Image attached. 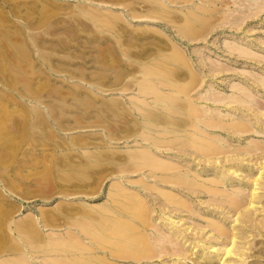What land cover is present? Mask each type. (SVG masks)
<instances>
[{"label": "rangeland", "instance_id": "rangeland-1", "mask_svg": "<svg viewBox=\"0 0 264 264\" xmlns=\"http://www.w3.org/2000/svg\"><path fill=\"white\" fill-rule=\"evenodd\" d=\"M204 1L0 0V264H106L104 256L112 259L117 246L121 254L134 253L130 250H136L141 234L151 233L141 225L147 217L152 225L162 223L166 215L153 210L156 191L141 183L155 180L142 152L192 162L182 159L184 130L177 125L186 117V101L171 85L184 91L193 87L194 93L201 89L196 77L204 75V84H210L208 68L218 63L224 70L214 83L202 85V93L232 94L238 88L250 94V72L264 71V8L254 7L255 14L238 21L237 28L216 29L219 19L208 31L209 20L191 16ZM186 14L193 22L174 19ZM242 38L257 44L260 58L244 61L234 57L238 50H222ZM177 52L185 53L184 60ZM144 83L149 89H140ZM263 87L254 91L253 104L264 113ZM157 94L163 96L155 102ZM160 118L165 122L158 123ZM261 118L257 132H244L243 145L264 142ZM151 134L166 144H150ZM235 139L230 138L233 146L239 144ZM172 140L176 143L168 145ZM256 157L248 162L253 176L243 170L240 180L222 184L250 198L252 178L262 182L256 190L262 197L245 205L251 209L248 227L234 220L238 214L212 206L208 195L200 197L206 203L199 205L197 219L177 214L182 227L209 230L206 216L216 213L226 226L245 229L243 245L253 254L245 264H264V222L259 223L264 221V158ZM135 190L144 196L138 198ZM208 204L210 211L203 207ZM158 232L170 235L166 229ZM147 236L155 241V235ZM177 243L194 254L190 241ZM228 257L231 264L240 258ZM144 260L120 258L122 264Z\"/></svg>", "mask_w": 264, "mask_h": 264}, {"label": "bare ground", "instance_id": "bare-ground-1", "mask_svg": "<svg viewBox=\"0 0 264 264\" xmlns=\"http://www.w3.org/2000/svg\"><path fill=\"white\" fill-rule=\"evenodd\" d=\"M204 2L206 3L195 5V12L193 11L191 16L197 17L199 20L200 17L203 16L207 22L209 20L208 31L211 30L210 23H213L214 28L219 19L223 20L218 24L216 29L221 28L222 30H225L226 27L237 28V25L240 23L238 21L249 18L255 14L253 13L254 7L262 6V8H264V0H252L251 2L249 0V3H247L246 0H205ZM236 4L239 7H235ZM236 11H238V13H235ZM168 12L170 11L168 10ZM258 12L256 14H258ZM194 13L197 15H194ZM192 17H189L186 14L176 16L174 19L193 22ZM203 29L205 30L206 28ZM183 34H180V36H189L185 33ZM238 42L240 43L234 47H223L222 50L230 52L238 50V54L234 55V57L236 59L243 57L242 60L244 61L255 60V57L260 58V56L254 52L256 51L254 50L255 43L252 41L247 43L243 38L238 40ZM177 53L183 59L185 53ZM263 61L264 57H261L260 62ZM260 62L256 61L257 64ZM210 66L211 68H208L209 75L212 77V79L209 80L210 84H204V75L201 76V74H199V77H196V83L194 84H199L201 89H198L194 93L192 92L193 87L184 91L186 87L177 84L171 85L177 93L181 92L184 94V101H186L184 104V114H186V117L183 118L181 122L177 123V125L182 126L179 128L184 130L183 139H180L181 145H183V147L186 146L185 153L182 154L184 158L182 159L187 160L189 157L192 159V162L187 160L186 163H183L178 159L176 160L177 157L161 158L156 154L155 157L153 154L151 155L146 151L142 152L143 161L145 160L149 166V177H153L155 180H153L154 182H148V180H145L141 183L145 188L147 187L150 190L156 191L158 201L156 200L157 204L153 203L155 206L157 205L153 210L160 212L161 215H159L161 217L166 215L165 219H163L162 223L152 225L151 218L149 219V217H147L146 219L148 220H145L141 225L143 229L147 232L150 230L151 233L148 232L149 234H141L140 244L137 246L136 250H130L134 253L129 255L121 254V250L119 246H117L110 252L112 259L107 255L104 256L106 264H122L120 261V258L122 257H127L128 259L133 258L138 261L145 259L143 261L144 264H158L159 262L163 264H187L188 260H192V263L188 262L189 264H210L213 259L219 258L222 260L225 255H227V257L223 259L222 264H231L228 259V256L231 254H236L237 257H240L237 261H234L233 264H245L243 262L246 261L249 256L253 255L248 253L247 248L244 246L245 244L243 245L244 242L242 239L247 237L246 230L237 226L233 228L226 226L222 220H217L216 213L213 214L212 218L211 216H206L207 222H209V230L205 231L200 225L193 226L192 224H189L182 227V225L185 224H180V221L183 218L182 216L177 215L187 212L189 216L197 219L194 215L198 214V208L200 209L201 207H199V205L206 203V201H203L200 197L208 195L212 206L214 203H218L220 206L224 207L221 213L224 214L228 211L233 212L235 215L238 214L237 219L234 220L247 223L252 221V217L249 213L251 210L250 207H245V205L249 206L254 204L258 197H262L256 192V190L261 187L262 182H260L258 177L255 176V178H252L251 180L253 184L252 195L250 198H248L243 191H229L222 187V184L226 185L231 183V181L240 180V174L244 175L245 173L243 170L247 171V175L253 176V168L248 165V162L254 158L257 160L258 158L256 156L264 158V142H253L252 140L245 145L240 142L241 137L245 134L244 132H255L256 129L260 127L261 121L263 120L261 115L264 116V113L259 112L258 107H254L253 93L254 91H260V88L264 86V71L250 72V74L253 75V86L249 89L246 86H242V88L250 90V94L244 90L240 92L238 88L232 94L216 93L210 90H206V92L202 93V87L214 83L213 78H216V76L225 68V65L218 63L210 64ZM200 71L202 72V70ZM236 74L239 76L238 73ZM247 77V79H251L248 75ZM150 86L152 88L154 87L151 84ZM140 89H149L148 83L142 84ZM161 96H163V94H157L155 102H158L156 100H159L160 98L162 99ZM170 96L174 97V95ZM159 103L161 102L159 101ZM35 109L37 111V108ZM162 119L160 118L158 123L165 122L162 121ZM223 134L226 135V137ZM234 137L237 138L235 140L239 143L235 146L231 145L230 142V138ZM157 138L158 137H155L154 134H151L147 135L146 140L150 144H158L159 139ZM175 143L176 142L172 140L168 142V145L173 146ZM162 146L164 147V145ZM162 146L160 145L159 147L161 148ZM261 164L264 165L263 160ZM197 165H200L201 168H198ZM243 184L249 186L248 181L243 180ZM126 188L132 189L129 187ZM133 193L138 198H141L140 195H143L142 191L136 192L135 190ZM148 202L150 204V201ZM142 207H144L143 210H146L147 206ZM203 207L204 210L208 211L212 209L210 204ZM178 217L179 219H177ZM262 222L264 221H259V223ZM159 229H166L169 231L170 235L167 236L159 233ZM147 235H155V241H152V238H149ZM106 240L110 241V236L107 237ZM177 240H184V242L190 241L192 244L190 250H192V253L197 254L195 256L194 254L191 256L189 254L187 255L184 252L187 248L185 246H178ZM218 244H221L222 247L217 248L216 246ZM197 246H199L198 249H196ZM216 248L217 251H215ZM262 255H264V251ZM168 256L171 258L167 259ZM239 260L241 263L238 262Z\"/></svg>", "mask_w": 264, "mask_h": 264}]
</instances>
